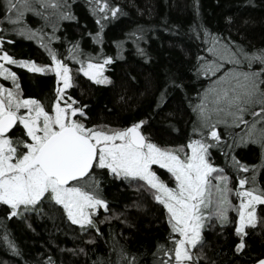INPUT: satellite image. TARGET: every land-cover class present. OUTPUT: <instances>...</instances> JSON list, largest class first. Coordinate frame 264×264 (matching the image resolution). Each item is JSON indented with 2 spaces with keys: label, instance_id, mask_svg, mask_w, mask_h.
Segmentation results:
<instances>
[{
  "label": "snow or ice",
  "instance_id": "1",
  "mask_svg": "<svg viewBox=\"0 0 264 264\" xmlns=\"http://www.w3.org/2000/svg\"><path fill=\"white\" fill-rule=\"evenodd\" d=\"M79 7L92 16V28L81 24ZM128 7L145 14L135 0H0V264H64L47 246V254L31 259L11 226L19 221L35 232L33 219L45 218L68 224L67 234L79 243L57 245L58 251L83 255L84 264H149L143 257L150 264H222L219 251H213L216 259L205 251L209 230L223 238L236 264H264V46L245 42L239 28L236 39L231 16L226 28L214 31L202 18L199 0H191L194 26L186 29L166 18L137 23ZM146 10L151 17V6ZM64 22L78 26L75 38ZM113 26L121 29L119 39L108 37ZM159 31L186 37L194 47L193 54L177 44L192 59L197 90L189 93L165 67L163 78L142 85L144 105L127 122H98L92 106L75 94L81 74L96 86H113L110 73L118 62L138 57L151 64V40ZM17 38L35 40L42 51L19 55ZM85 39L92 48L88 54ZM112 44L114 54L107 51ZM24 74L51 81L47 103L44 95L25 93ZM128 79L136 77L128 73ZM176 91L194 117L183 143L153 133L161 118L174 115L164 113ZM250 146L254 162L238 154ZM113 183L145 192L160 209L163 235L151 250L121 243L130 234L116 233L111 221L132 224L104 195ZM101 241L105 253L96 251Z\"/></svg>",
  "mask_w": 264,
  "mask_h": 264
},
{
  "label": "trees",
  "instance_id": "2",
  "mask_svg": "<svg viewBox=\"0 0 264 264\" xmlns=\"http://www.w3.org/2000/svg\"><path fill=\"white\" fill-rule=\"evenodd\" d=\"M128 3V0H124ZM191 0H135V4L141 9H145V14L140 16L137 13L136 7H128V11L132 14V19L137 23L144 24H159L161 18H166L169 24H179L185 29L189 24H193V12L190 7ZM202 18L209 23L213 30L223 29L227 27L226 18L233 17V36L236 39H241L235 32V28H239L243 34V40L253 46H264V0H199ZM151 6L152 16L149 17L147 7ZM80 16L81 24L87 23L89 28L94 26L92 16L88 12L79 7L76 9ZM32 25L36 26V20L29 16ZM70 39L75 38L78 33L77 25L71 22H64ZM131 27V25H129ZM121 29L119 26H113L108 30V37L116 40L119 39ZM158 39L152 38L150 53L153 57L151 64H146L140 58L129 60L127 64L118 62L115 71L110 73L115 83L113 86H96L88 78L80 76V86L75 89V94L80 97L84 103L92 106L93 114L99 118L98 122H127L129 117L134 112L142 107L145 102V97L141 96L144 91L142 85L149 79L155 81L157 78H163V69L165 67L175 71L179 77L188 85V92L191 93L197 90L198 85L195 83L194 74L189 70L192 65V59L185 56L184 50L177 46L182 43L185 49L195 53L194 47L190 44L186 37L176 36L174 33L169 34L163 31L158 32ZM83 47L92 51L91 45L87 39L83 43ZM15 50L22 56L36 57L42 51L36 44L35 40L16 39ZM255 50V49H254ZM107 51L114 54L115 45H109ZM127 52V49L125 50ZM128 73L136 77L135 81L129 82ZM159 73V77L157 74ZM204 81H201L203 83ZM51 81L45 79L41 74L33 77L31 74L23 75V87L28 95H35L40 98L44 95V102L47 103V89ZM83 89L81 96L80 89ZM172 99L165 109L164 115L168 112L174 113L168 119L161 118L154 126L153 133L158 140L175 141L183 143L184 136H191V122L194 117L190 118V110L186 106L185 100L182 99L181 92L176 91L174 95L170 93ZM124 97V99H121ZM171 121V123H169ZM238 132L246 134L248 129L239 127ZM238 154L249 162L256 160V150L253 147L247 149H238ZM158 167V166H157ZM104 195L113 201L111 207L118 212H125L132 226L129 227L121 222V219H113L111 225L116 233L123 231L130 234L127 239H121V243L126 244L132 249H141V246L152 249L154 242L163 235L162 227L158 224L160 209L152 201L145 192H138L134 188H121L118 184H109ZM235 196V191L232 193ZM140 206L136 207L135 203ZM238 204V199L233 201ZM125 205H129L125 209ZM234 214L230 212V215ZM35 232L25 227L23 222L13 221L12 228L15 230L17 237L22 242V247L25 249L29 257L35 260L36 254L44 252L47 254V248L51 249V253L59 261L63 259L64 264H84L85 257L83 255L73 256L72 253L65 251L60 253L57 245L62 248H72L79 241H74L68 224L57 219L55 222L45 218L43 220L33 219L32 221ZM60 227L62 231H57ZM105 236L108 234V225L101 226ZM216 231H219L217 229ZM208 247L205 251L210 257L213 256V251L220 252L219 261L222 264H236L238 258L234 257L230 248L223 242V238H217L216 233L209 230L207 233ZM55 241V244L52 243ZM255 243H259V237L254 238ZM47 246V248L45 247ZM106 246L101 241L99 242L96 251L105 253ZM95 256H93V259ZM143 260L150 264V257H143Z\"/></svg>",
  "mask_w": 264,
  "mask_h": 264
},
{
  "label": "rangeland",
  "instance_id": "3",
  "mask_svg": "<svg viewBox=\"0 0 264 264\" xmlns=\"http://www.w3.org/2000/svg\"><path fill=\"white\" fill-rule=\"evenodd\" d=\"M239 202V201H238Z\"/></svg>",
  "mask_w": 264,
  "mask_h": 264
}]
</instances>
